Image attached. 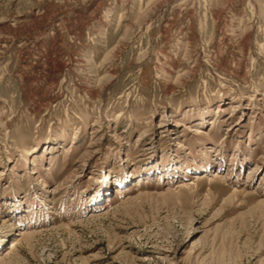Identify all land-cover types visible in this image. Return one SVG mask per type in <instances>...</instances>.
Segmentation results:
<instances>
[{
  "label": "rangeland",
  "instance_id": "rangeland-1",
  "mask_svg": "<svg viewBox=\"0 0 264 264\" xmlns=\"http://www.w3.org/2000/svg\"><path fill=\"white\" fill-rule=\"evenodd\" d=\"M0 264H264V0H0Z\"/></svg>",
  "mask_w": 264,
  "mask_h": 264
},
{
  "label": "bare ground",
  "instance_id": "bare-ground-1",
  "mask_svg": "<svg viewBox=\"0 0 264 264\" xmlns=\"http://www.w3.org/2000/svg\"><path fill=\"white\" fill-rule=\"evenodd\" d=\"M14 245L16 246V244H13V246H12V247H15Z\"/></svg>",
  "mask_w": 264,
  "mask_h": 264
}]
</instances>
